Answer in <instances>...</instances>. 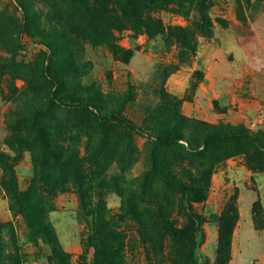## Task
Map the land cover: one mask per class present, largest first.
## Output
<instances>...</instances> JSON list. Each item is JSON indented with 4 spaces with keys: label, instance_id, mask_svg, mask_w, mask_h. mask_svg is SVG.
I'll use <instances>...</instances> for the list:
<instances>
[{
    "label": "rangeland",
    "instance_id": "374dc122",
    "mask_svg": "<svg viewBox=\"0 0 264 264\" xmlns=\"http://www.w3.org/2000/svg\"><path fill=\"white\" fill-rule=\"evenodd\" d=\"M205 1L214 30L210 38L197 31L202 20L194 4L186 2L184 13L173 5L171 12L158 14L168 27L190 30L196 54L174 38L116 30V43L132 52L119 58L95 37L75 0H0V264H59L43 235L12 209L3 183L12 167L26 193L41 165L50 166L41 141L26 142L35 134L30 117L37 110L48 129L46 140L55 144L66 123L73 131L66 135L74 143L70 149L97 153L89 197L103 200L108 215L122 220L126 264H169L151 244L161 230V214L189 232L190 211L205 219L186 251L193 264H264V171L250 169L243 154L229 156L237 151L235 143H213L209 149L203 142L212 126L264 132V0ZM49 64L65 76L69 91L90 103L88 110L48 109L55 89L44 74ZM114 110L140 129L98 127L95 115ZM167 121L190 142L157 146ZM103 134L109 142L100 149ZM178 158L190 159L194 174L196 164L212 166L210 180L199 175L203 201L189 202L153 172L156 164L164 168ZM188 173L181 175L186 182ZM56 179H61L57 171ZM53 195L48 222L59 248L71 264H90L96 254L94 242L87 241L94 230L92 214L82 210L75 187ZM222 230L231 232L228 245L222 244ZM141 233L151 245H144Z\"/></svg>",
    "mask_w": 264,
    "mask_h": 264
},
{
    "label": "trees",
    "instance_id": "16d2710c",
    "mask_svg": "<svg viewBox=\"0 0 264 264\" xmlns=\"http://www.w3.org/2000/svg\"><path fill=\"white\" fill-rule=\"evenodd\" d=\"M75 1L81 16L89 20L91 29L96 34L95 37L106 43L114 55L119 58H123L125 54L131 56L132 52L125 50L116 43L117 38L114 33L116 30H133L140 34H147L150 38H155L159 35L170 39L174 38L182 47L196 54L197 46L190 30L183 27H168L163 19L158 16L161 12L174 10L173 5L178 7L180 13L185 12L186 2L198 6L202 24L199 25L197 31L209 38L214 35L212 21L205 12L208 9V3L205 0ZM220 22L224 25L222 21ZM53 59L54 57H52ZM50 64L45 66L44 74L55 89L49 98L48 109L61 110L63 112L88 110L91 106L90 103L84 102L82 96H78L77 92L69 91L65 76L54 72ZM163 96L167 95L163 93ZM95 116L93 120L100 128H107L111 124H119L132 130L140 129L134 121L118 110L111 111L108 115L98 114ZM40 118V110H37L30 117L31 128L32 131H35V134L30 136L26 142L33 144L35 141H41L43 150L50 160V166L41 165L42 173L32 180L26 193L19 190L12 167L7 168L9 175L8 178L3 180V183L12 200V209L26 219L27 226L32 232L43 235L44 239L51 245L53 257L57 259L59 264H71L68 255L59 248V243L48 222V213L53 207V192L62 193L70 187H75L79 192L82 210L87 215L92 214L93 216L92 226L94 230L87 241L94 242L96 254L90 264H126L125 253L127 245L125 242L126 237L121 230L120 221L122 220H117V218L108 215L106 204L103 200L95 203L89 197L90 191L93 189L91 178L94 176L93 168L99 169L96 164L98 162L97 153L87 150L85 155H83L77 149H70L74 143L72 138L66 137V135L73 131H69L66 123L61 125L55 144L51 140H46L45 134H48V129H45L40 123ZM167 119L170 120L169 117ZM181 120L182 118L178 119L180 122ZM169 122H165L168 124H165V128L162 130L163 134L156 137L155 143L157 146L169 148L176 144L180 145L179 141L184 139L189 143V138L185 137L177 129H171ZM36 131H38V135H36ZM85 135L89 136V132ZM222 141L237 145V151L229 154V156L243 154L250 169L254 172L264 171V132L262 130L250 131L242 125H219L212 126L203 136L204 145L209 149L213 147V143L218 144ZM98 142L99 148L104 149L108 146L109 141L106 135L103 134ZM229 156H225L222 159L224 160ZM217 157L218 154H214L213 161ZM180 159L168 161L165 163L164 168L156 164L153 172L159 175L165 187L175 190L189 202L203 201L206 197V192L203 187L199 186V181L202 179L199 175L202 174L205 179L210 180V168L212 166L209 165L208 168H203L196 164L194 165L196 170L194 174L188 169L191 164L190 159ZM56 171L61 176L60 180L56 179ZM185 173H188L186 176L188 182L181 177ZM53 176H55V179H53ZM24 201H26V205ZM94 210H97V212L93 213ZM189 216L191 226L190 228L188 227L190 230L188 232V229H178L169 214H161L162 227L159 233L156 234L157 238L151 244H153L152 247L155 244L158 249L157 255L167 260L169 264L194 263L192 255L191 257L188 256L186 251L191 250L190 244L195 245L194 235L197 231H200L205 219L195 211H190ZM142 236L144 245L150 244L149 241L144 239L145 235ZM221 236L222 244L228 245L232 238L231 232L222 230ZM173 243L175 247L177 245V261L173 260V252L171 251Z\"/></svg>",
    "mask_w": 264,
    "mask_h": 264
}]
</instances>
